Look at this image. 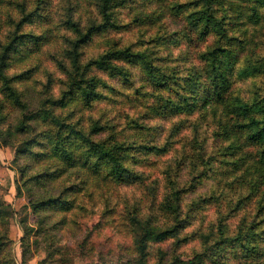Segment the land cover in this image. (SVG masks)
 Returning a JSON list of instances; mask_svg holds the SVG:
<instances>
[{"label":"rangeland","instance_id":"obj_1","mask_svg":"<svg viewBox=\"0 0 264 264\" xmlns=\"http://www.w3.org/2000/svg\"><path fill=\"white\" fill-rule=\"evenodd\" d=\"M102 1L58 0L61 7L50 14L52 22L37 16L22 27V31L35 34L49 28L52 32L48 33L53 34V39L40 46L32 40L19 43L27 52L14 53L12 65L4 67L6 75L22 72L25 77L16 82L29 110L50 108L54 117L46 118L43 114L35 121V128L21 130L19 126L27 109L5 99L0 79V264H171L174 261L188 264L204 249L205 237L220 218H226L232 233L241 225L247 212L255 213L259 208L258 195L247 198L240 208L235 205L233 196L238 190H246L240 185L251 187L249 179L253 169L249 166L260 158L262 149L259 144L250 142L247 129L233 126L238 121L241 124V118L226 116L222 123L228 122L233 129L227 135L224 124L215 123L212 114L208 120H200L198 102L194 108H186L185 104L178 109L162 106L166 98L182 99V91L171 92L157 86L140 72L137 78L133 79L131 75L129 80L123 78L124 72L130 74V70H137L140 65L133 62L134 68H131L133 63L117 57L118 51L139 46L150 32L156 38L189 29V8H180L177 4L193 0H161L159 5L158 0H150V6L155 8L156 5L160 14L153 23L140 22L137 16H141L143 7L136 0H128L125 7L118 9L116 25L95 30L91 38L81 41L76 51L73 47L76 37L103 24ZM71 3L73 11L70 10ZM37 5L38 0H3L0 3V56L13 36L16 24ZM43 5V12L52 8V3ZM250 12L247 8L240 23L237 25L236 22L223 39L231 38L228 43L236 55L232 59L233 70L227 71L231 83L226 96L245 101L264 95V17L258 24L249 22L247 15ZM261 13L264 14V7ZM186 30H183L182 38L176 37L174 42L157 47L155 62L158 56L168 72L171 67L183 73L197 70L205 62L203 54L218 44L219 36L214 32L200 37L197 32ZM76 56L77 62L73 60ZM94 60L107 63L97 67L92 63ZM248 66L260 71L246 74L243 70ZM77 72L98 84L102 96L93 105L78 102L76 92L68 97L72 103L58 102L69 95L71 82L76 77L73 74L77 75ZM199 89H204L203 83ZM134 119L139 123L137 127L131 126ZM57 120L65 126L73 124L76 130L86 134L94 120L108 121L114 131L123 132L124 136L128 134V139L138 144L159 146L163 151L134 150V157L125 163L133 172L129 182L111 179L103 182L102 175L96 174L87 180L86 192L75 194L70 189H62L65 185L70 188L80 178L70 169L72 178L69 180H66L67 174H63L35 183L33 172L49 165L55 168L57 161L35 160L37 165L31 168L28 154L22 155L18 150L23 140L36 131L53 134L61 130L64 133L67 128H59ZM112 129L96 137L122 138L123 135H117ZM211 153L216 156L213 159L216 169L198 177L202 167L195 168L194 165L201 164L202 158ZM235 160H238L237 166L233 165ZM222 170L226 173L222 174ZM174 184L177 188H186L182 192L185 208L200 197L201 202L188 211L191 213H188L186 227L180 234L148 238L145 240L147 247L141 252L140 240L144 235V224L141 223L153 211L160 217V223L168 221L170 216L163 202L173 191ZM50 195L68 198L74 203L69 208L58 204L52 209L33 206V200ZM185 232L192 233V237L180 240L185 237ZM261 243L264 244L262 236L257 238V244ZM232 250L233 247L226 244L219 250L221 256L216 263L206 259L204 264H243L245 258Z\"/></svg>","mask_w":264,"mask_h":264},{"label":"trees","instance_id":"obj_2","mask_svg":"<svg viewBox=\"0 0 264 264\" xmlns=\"http://www.w3.org/2000/svg\"><path fill=\"white\" fill-rule=\"evenodd\" d=\"M128 0H103L100 4V11L103 14L104 22L101 25L93 26L87 33H81L78 38L74 41V49L77 51L81 45V41H86L91 38L92 32L99 30L103 27L116 25V20L119 17V8L125 7ZM141 4L143 9L141 10V16H137V19L142 22L153 23L157 18L160 17L159 12L156 10L157 7L150 6V0H136ZM157 1V0H155ZM161 0H158V5ZM3 0H0V3ZM39 5L35 7L34 10L26 13L24 17L16 24L15 32L10 38L4 53L0 56V79L3 82L2 90L6 100H12L15 105L23 107L25 106L27 110L23 115V119L20 123V129L26 130L32 127L35 128V121L40 118L43 114L46 118H53L54 114L50 108H40L38 110H29L28 104L22 100L21 95L17 87L19 83L16 82L18 79L25 80L22 72L21 74L6 75L4 73V67L12 65V57L14 53H26L27 50H22L19 43L25 44L29 40H32L35 45H41L48 43L52 38V32L49 28H46L41 34H35L31 31L24 32L22 27L25 23L33 22L35 17L43 16L45 22H52L51 15L54 11L60 8L58 0H38ZM52 3V8L47 12L44 5ZM157 5V6H158ZM178 7L189 8V29H180L171 33L162 34L153 38V34L150 32L145 40H141L139 46H132L118 51L117 57L124 58L125 61H130L131 63H136L140 65L137 70H130L124 72V79L129 80L130 75L137 78L139 72L143 76H147L148 81H154L157 86L168 88L171 92H181L182 99H171L166 98L163 100L162 106H170L171 109L180 108L181 104H185L184 107L194 108L199 103L197 107L201 108V117L206 121L210 114L213 115V121L218 124L222 123L226 116L230 117L237 116L238 120L241 118L243 122L239 124H233L234 127H240L241 129H247L249 132L248 139L251 143L259 144L261 149V156L257 161H253L250 164L249 169L252 168V176L249 181L251 182V187L245 185H240L241 188H246V190H238L235 192L234 199L235 205L241 207L243 202L249 197L258 195L259 208L255 213L247 212L244 216L241 225L237 230L231 233L228 224L226 223V218L222 217L218 221L214 229L211 228L208 236L204 239V249L201 253L195 255L194 260L188 262V264H204L206 259H210L212 262L216 263L219 250L223 248L224 245L230 244L233 247V252L241 257L245 258L243 264H262L264 260H259V258L264 257V244H257V238L262 236L264 238V95L256 97L250 100H242L241 98L231 99L226 96V91L229 90L231 80L227 76V71L232 68V59L235 58V52L228 41L223 39L229 35L232 26L237 22L240 23V19L246 13V9H251V12L247 15L248 21L253 23H260L262 17L261 10L264 7V0H193L187 4H177ZM176 5V6H177ZM42 6V8H41ZM47 7V6H46ZM191 7V9H190ZM173 9V7H169ZM70 10L73 11V5L70 4ZM222 12L221 14L219 12ZM75 25V24H73ZM186 30L191 33L200 34V37H205L207 34L214 32L218 37V44L212 49L206 51L203 54L205 62L203 66H200L197 70H192L190 72L183 73L180 69L176 67L167 71L166 67L160 64L159 57L157 56L156 62L154 54L159 50L158 46L164 43H172L176 37L183 36ZM190 34V33H189ZM234 38V37H233ZM232 38V39H233ZM228 43V44H225ZM156 47V48H155ZM134 48V49H133ZM160 48V47H159ZM161 50V49H160ZM78 55L77 52H75ZM76 58L73 60L77 62ZM92 63L96 64L97 67L106 65V61L98 62L94 60ZM134 63L131 68H134ZM232 63V65H231ZM243 70L246 74H251L253 72H259V68H254V66H248ZM77 69V68H76ZM79 71V70H78ZM168 72V74H167ZM25 74V73H24ZM76 76L71 82V91L69 95L61 97L58 102L63 105H68L72 103L70 98H68L72 93L76 92L75 95L78 97V102L83 101L86 105H93L94 101L102 96V94L97 89V82L92 81V79H87L84 74H73ZM173 79V80H172ZM206 81V84L204 83ZM204 89L200 91L199 85H202ZM74 90V91H73ZM110 88H108V91ZM112 90V88H111ZM185 90V91H183ZM108 95V94H107ZM106 95V96H107ZM45 104V102H44ZM3 106V105H2ZM222 106V110L220 107ZM51 114V115H50ZM203 122V121H202ZM59 128L66 127L67 130L63 133L59 130L57 133L49 134L48 131H36L29 138H26L21 143L18 153H27L29 157V162L31 168L36 167L37 163L35 160H47L50 159L57 161V167L51 168L50 165L43 170L33 172L32 178L36 180L35 183H43L49 181L54 177H58L63 174H67V179L72 178V172H68L70 169L79 179L71 186L66 188V185L62 188L70 189L71 192L78 194V192H86V183L89 177L92 175L99 174L102 175L103 182L113 181H127L129 182L132 177V171L128 166H126V161L132 159L134 150L136 151H149L161 152L163 149L159 146H148L141 142L132 141L128 139L129 135H125L123 132H117L109 126L108 121L94 120L90 124V132L88 134L76 130L73 124H65L60 120L56 121ZM227 124V125H226ZM224 124L227 135L233 131L232 126L226 122ZM139 123L136 119L132 120V127H137ZM111 128L117 135H123L122 138L112 139V138H97L96 135L106 132ZM99 136V135H98ZM132 141V142H130ZM215 154H209L205 159L202 158V163L194 165L195 168L201 165L200 175L212 173L217 166H215ZM239 160V159H238ZM238 160L233 162L234 166L239 163ZM226 170H222V174H225ZM65 182V180H64ZM42 186V185H41ZM178 185H173V191L165 198L163 202L164 209L168 212L170 218L167 222H159L160 217L156 216L153 211L148 219L141 224H144V235L140 240V251L144 252L147 244L148 238L151 239H161L167 236L169 233L180 234L183 228L187 224L188 211H191L198 203L201 202V198L195 199L189 208H185L183 205L182 192L186 188H177ZM68 187V186H67ZM77 192V193H76ZM75 198V197H74ZM33 206L36 209H52L58 204L62 208L72 207L74 200L64 199L62 196L52 197H41L36 201L33 200ZM113 205V204H112ZM109 206V205H108ZM109 210H111L109 208ZM108 211V210H107ZM158 212V211H157ZM159 213V212H158ZM160 214V213H159ZM186 216L184 217V215ZM192 233L185 232L182 239H189L192 237ZM178 262L174 261L171 264H176ZM222 263V262H221ZM220 263V264H221Z\"/></svg>","mask_w":264,"mask_h":264}]
</instances>
